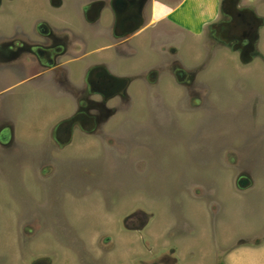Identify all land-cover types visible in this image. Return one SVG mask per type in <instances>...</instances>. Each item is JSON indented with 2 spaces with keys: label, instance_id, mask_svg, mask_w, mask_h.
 Masks as SVG:
<instances>
[{
  "label": "rangeland",
  "instance_id": "rangeland-1",
  "mask_svg": "<svg viewBox=\"0 0 264 264\" xmlns=\"http://www.w3.org/2000/svg\"><path fill=\"white\" fill-rule=\"evenodd\" d=\"M220 1L223 8L232 3V11H228L235 13L234 3L239 0ZM225 19L221 11L220 20ZM208 36L202 45V58L189 63L193 51L179 49V57L183 62L188 59L187 65L176 60L157 63L140 73L132 90L125 88L121 95L107 100L109 109L95 112L97 120L108 125L92 133L110 136L107 145L118 146L113 150L118 152L107 149L93 158L64 160L59 172L53 158L57 144L49 140L51 125L43 128L41 156L22 158L26 162L22 168L28 164L34 168L56 165L53 178L49 172L42 182L37 180L43 166L34 176L22 173L11 177L23 196L30 195L28 189L34 184L41 190L38 199L32 201L31 195L25 202V214L40 202L42 191L52 198L41 211L48 223H39V213L34 212L37 215L32 220L38 224H16L23 242V238L34 236V230H42L37 247L51 256L57 249L60 255L58 247L66 240L50 229L66 223H54L50 216L61 215L65 203L77 211L73 217L78 218L100 216L103 209L127 215L118 222L110 217L108 225L113 234L130 233V243L110 235L104 236V244L98 239L99 244L93 245L100 255L89 250L92 254L88 259L83 254L90 264H119L116 253L126 246L131 254L121 264H179L177 250L183 264H224L228 248L264 242V56L238 57L228 42ZM159 54L163 53L156 56ZM174 65L177 67L172 69ZM25 95L16 99L12 108L16 115L31 110L30 95ZM75 133L81 131L75 129ZM114 137L118 142H113ZM98 198L104 204L97 202ZM11 208L17 210L16 206ZM5 228L0 222V250L14 255L17 245L12 236L4 239ZM247 229L255 232L244 236ZM74 238L76 254H71L70 261L80 264V251H86L81 249L82 239ZM23 252L22 259L30 262L27 249ZM54 264H61L60 260Z\"/></svg>",
  "mask_w": 264,
  "mask_h": 264
},
{
  "label": "crops",
  "instance_id": "crops-1",
  "mask_svg": "<svg viewBox=\"0 0 264 264\" xmlns=\"http://www.w3.org/2000/svg\"><path fill=\"white\" fill-rule=\"evenodd\" d=\"M56 2V7L43 8L42 14H45L43 18L49 22L53 30L66 33L69 38L64 44V54L56 57L50 53L52 62L47 61L44 56L40 60L41 64L37 66V71L28 72L19 84L23 94L30 95L28 99L31 110L23 115L13 114L15 119L10 123L9 128H6L10 154L4 158V166L9 168L12 175L19 166L16 158L18 153L26 158H31L30 154H35L34 156L38 158L41 152L39 144L43 142L41 137L45 135L42 132L43 128L49 127L53 122L59 125L56 137L57 146L53 150V158L57 162L59 172L64 160L76 161L93 158L107 149L111 152H118L113 151L118 146L113 148L107 145L111 142L110 136L93 134L90 131L97 127L105 129L108 124L107 121L97 120L95 117V112L105 109L100 106L99 111H96L88 106L93 96L95 100H100V98L97 94L89 93L87 79L92 77V74L93 77L99 78L110 74L121 80V93L125 88L132 90L135 85L133 81L139 78L140 73H146L157 63H170L176 60L180 65H187L188 59L182 57L186 60L183 62L179 57V49L183 47H188L190 52L193 51L189 63L202 58L205 54L202 45H204L205 38L210 36L209 24L220 19V0H56ZM234 7L250 8L262 18L263 24L256 30L253 52L249 55L264 56V0H239L235 1ZM158 8V13L154 14ZM47 9L50 11L46 13ZM134 12L139 16L137 18L139 23L135 26L132 22ZM118 14L121 18L117 26V17H120ZM114 26H116V31H121V35L116 38L112 35ZM231 49L238 53V57H241L237 50ZM157 53L163 54L156 56ZM161 55L164 56L161 58ZM140 60L143 62L135 66V63ZM170 67L174 69L177 66ZM178 71L183 75L182 71ZM38 94L43 97H39ZM46 95H51L52 99ZM70 118L73 119L71 124L68 122ZM0 129L5 128L0 127ZM75 129L81 133H75ZM111 139L113 140V137ZM113 142H118L115 137ZM23 146L26 149L24 151ZM41 166L44 168L42 170L48 169L47 164ZM41 166L36 168L39 169ZM33 168L34 166L28 164L21 173L31 174L35 172ZM55 168L56 165L53 169ZM30 190L28 189L30 195L27 199H30L31 195V200L38 199L41 192L39 187L34 184ZM38 191L40 192L37 193ZM48 196V192L42 191L40 198V201L44 202L42 207L52 201V198ZM73 196L78 197L75 194ZM98 196L100 197L99 194ZM71 198L74 200L73 197ZM79 198L81 200L82 197ZM100 198L97 202L104 204ZM218 201L219 205H222V202ZM105 207L107 208V205ZM96 209L98 211V207ZM73 211L72 207L65 203L61 205V215L57 213V215L50 216L56 222L65 221L66 223L58 232L59 236L66 240L61 243L62 247H58L61 253V259H59L61 264H71L70 256L74 248L70 240L75 236L84 240L85 247L92 253L93 250L97 252L95 254H99V249L95 244H99L98 239L101 240L104 236L110 235L117 240L124 238L129 243L133 239L130 233L123 232L121 236L113 234L112 227L108 225L111 222L110 217L111 220L115 219L114 221L118 222L119 219L122 221L127 216L125 214H119L116 211L108 212V209H103L100 216L96 213L92 217L78 218L73 217L77 213ZM32 219L26 218L20 223L34 222ZM0 221L6 225L2 232L4 239H11L12 236L14 240L17 229L15 224L13 227V223L17 222V219L12 214H2ZM42 222L48 223L49 219L43 216ZM254 232L255 230L247 229L244 236H249ZM43 233L29 241L27 257L34 258L49 254L43 251V247L41 249L37 247L39 236ZM52 233L55 231L52 230ZM119 250L116 257L121 264V261L131 254V251L127 246ZM13 253L15 254L13 255L10 250L1 249L0 264H13V257L17 260L15 264H30L26 258L25 261L22 259V254L19 255L17 251ZM175 257L178 258L179 264H183L184 260L178 250L175 252ZM223 262L224 264H264V242L234 245L224 253Z\"/></svg>",
  "mask_w": 264,
  "mask_h": 264
},
{
  "label": "flooded vegetation",
  "instance_id": "flooded-vegetation-1",
  "mask_svg": "<svg viewBox=\"0 0 264 264\" xmlns=\"http://www.w3.org/2000/svg\"><path fill=\"white\" fill-rule=\"evenodd\" d=\"M231 2L233 1L231 0ZM43 3L47 6L46 8L56 7L57 4L56 0H0V127L5 128L0 129V218L2 214H12L13 217L17 219V222L13 223L15 226L23 219L36 218V216H33L35 215L34 212H37V214L39 213L37 217H39V223H41L43 221L41 211L44 202L40 201L38 204L33 205L30 214L27 212L28 216H26L27 205L25 202L28 201L27 195L23 196L20 187L13 186L11 182L12 176L22 174V170L26 169V167L22 168V164L25 162H19V166L13 175L9 172V168L2 164L4 158L10 154L6 128H9L10 123L15 119L13 118L14 112H12V108L16 105L15 102L17 97L23 95V90L20 89L19 84L24 79L25 75L28 72L35 73L38 69L37 66L41 64V58L44 56H46L47 61L52 62V55L50 53H53L56 57L64 54V44L67 43L69 38L66 33H58L53 30L49 22L43 18ZM231 4L232 3L223 8L220 1V12L222 11V15L226 17V19H219L209 24L210 34L214 39L217 37V40H222L225 43L228 42L231 48L239 52L240 56H244L253 52L256 30L263 22L262 18L257 16L254 10L250 8L239 7L233 14L230 12L232 11L230 7ZM48 10L49 9H47V11ZM134 10L136 11V9ZM118 16L120 15L118 14ZM138 17L139 16L135 15L134 12L132 15L134 26L139 23ZM120 18L121 16L119 18L117 17V26L118 22H120ZM120 32L116 31V26L113 27V37L116 38L120 36ZM47 54L49 55L47 56ZM93 76L92 74V77L87 79L89 93L92 95H99L100 100L92 98L89 100L88 106L96 111H99L100 106L105 110L109 109L105 106L107 100L113 96L122 94L121 80L110 74L102 78L97 76H95V78ZM68 122L71 124L73 119L70 118ZM58 127V123L53 122L50 128L49 138L56 144ZM94 130L95 129H90L92 132ZM24 157L25 156H21L19 153L16 155L18 161H21ZM37 170V168H33L35 172H31V175H36ZM54 171L55 169L53 168H48L46 171L40 168L36 175L38 178L37 180L42 182L45 176L51 173L50 177L53 178ZM11 206H16L17 210L13 211ZM54 223H56V221ZM61 227L62 225L60 226L57 224L54 227L52 226L50 230L59 232L58 228L60 229ZM37 231L38 234H36ZM26 233L28 234L30 232ZM31 233L34 234V236L30 237V239L23 238L25 241L23 242L22 239L18 237L16 231L14 242L17 245L15 250L19 255L24 253L23 251L28 248L27 245L29 241L34 240V238L43 233V231L34 230ZM72 239L75 240V238H71V244L73 243ZM105 239V237L101 238L100 243L104 244ZM82 241L83 245L81 249L86 252L80 251L78 261L80 264H90L88 261H85L83 254L88 255L87 258L89 259V254L92 253L85 247V241ZM51 249H54V246ZM56 251L57 249L53 250V256L48 254L30 258L31 261L29 263L54 264L61 259V254L59 255ZM71 254L75 255L76 250L74 249V252ZM98 255H100V252Z\"/></svg>",
  "mask_w": 264,
  "mask_h": 264
}]
</instances>
